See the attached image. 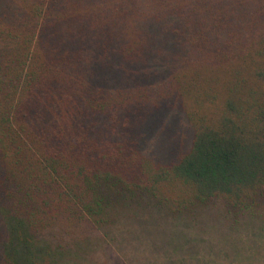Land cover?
<instances>
[{
    "label": "trees",
    "instance_id": "16d2710c",
    "mask_svg": "<svg viewBox=\"0 0 264 264\" xmlns=\"http://www.w3.org/2000/svg\"><path fill=\"white\" fill-rule=\"evenodd\" d=\"M0 264H264V0H0Z\"/></svg>",
    "mask_w": 264,
    "mask_h": 264
},
{
    "label": "rangeland",
    "instance_id": "374dc122",
    "mask_svg": "<svg viewBox=\"0 0 264 264\" xmlns=\"http://www.w3.org/2000/svg\"><path fill=\"white\" fill-rule=\"evenodd\" d=\"M202 89H203V88L200 87V88H197L196 91H198L199 93H202V92H203ZM188 94H189V98L187 99V103H188V104H187V108H188L189 110L196 111L195 109H197V106H198L197 102H198V101H196V97H195L194 94H192V93H188ZM206 102H208V101H206ZM194 108H195V109H194ZM205 218H206V217H205V215H204L203 218H201V219H199V220H206ZM151 236H153L152 232L149 233V236H147L146 238L143 239V236H134L133 234H130V233H126V232H124V234L121 235V238L124 239V240H128V241H127V244H131V245L138 243L139 240L146 241V243H144V244L141 246V248H140V252H141V254L144 255V257H143V261H145L146 258L151 254V252L148 250V249H150V248H149V246H148V242H147L149 239L152 238ZM123 243L125 244V242H123ZM139 245H141V244H139ZM127 255L130 256V257H132V256H134L135 254L132 253V252H128Z\"/></svg>",
    "mask_w": 264,
    "mask_h": 264
}]
</instances>
